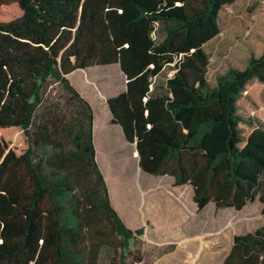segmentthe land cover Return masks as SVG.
Instances as JSON below:
<instances>
[{"label": "trees", "instance_id": "16d2710c", "mask_svg": "<svg viewBox=\"0 0 264 264\" xmlns=\"http://www.w3.org/2000/svg\"><path fill=\"white\" fill-rule=\"evenodd\" d=\"M235 1L0 0V264H100L105 245L112 264L144 261L145 229L113 206L93 106L69 79L93 66L127 76L107 103L142 171L190 184L198 210L259 196L264 214V127L237 106L250 80L264 83V48L214 83L205 49ZM241 123L254 126L247 137ZM223 264H264V225L235 234Z\"/></svg>", "mask_w": 264, "mask_h": 264}, {"label": "rangeland", "instance_id": "374dc122", "mask_svg": "<svg viewBox=\"0 0 264 264\" xmlns=\"http://www.w3.org/2000/svg\"><path fill=\"white\" fill-rule=\"evenodd\" d=\"M219 21L220 34L205 45L206 51L211 56L209 76L213 83L217 76L223 74L230 66L245 68L251 53L256 55L262 53L264 0H236L233 4L223 7ZM117 68L116 66L99 70L107 78L111 76L114 78L120 74ZM90 74H86L85 71L76 72L72 83L87 93L94 105L98 124L97 143L103 150L101 154L107 166L110 186L117 190L120 200L133 219L140 214L137 210L141 202L139 188H147L154 180L158 185L157 188L160 189L158 194L153 196V201L157 205L149 211L158 227L148 235L146 229L140 237L143 239L141 245L145 254L142 264L150 261L153 262L152 264H222L235 234L251 232L264 225L263 203L259 196L242 210L233 207H216L214 202L198 210L193 200V187L185 184L181 193L183 203L178 202L169 192L173 184L168 182L171 180L168 175L154 176L143 173L139 168L135 144L126 141L119 125L108 122V112L103 106L106 92L101 93L100 83ZM109 82L108 91H116L117 81L111 78ZM83 84L88 87L87 90H83ZM237 106L239 114L245 118H253L256 124L264 127V83L257 78L250 80L239 97ZM241 128L244 137H247L254 126L241 123ZM5 135L18 149L25 147L23 138L16 130H11ZM243 145L244 142L241 143V146ZM177 190L180 194V190ZM146 204L147 199L143 204L144 207ZM172 216L183 220V239L174 237L166 239L170 235L169 221ZM159 237L162 238L158 239ZM171 244L175 245V249L171 252H163V249ZM138 245L133 241L131 243L133 249ZM113 255L112 246H103L99 256L100 264H112Z\"/></svg>", "mask_w": 264, "mask_h": 264}, {"label": "crops", "instance_id": "0c3cea01", "mask_svg": "<svg viewBox=\"0 0 264 264\" xmlns=\"http://www.w3.org/2000/svg\"><path fill=\"white\" fill-rule=\"evenodd\" d=\"M212 41V40H211ZM118 67L117 69L119 70L120 74H118L117 76H115L113 78V76H111L112 80H116L117 81V89L116 91H112V90H109V86H110V82L109 80L111 79L110 77L107 78L106 76L102 75L101 71L99 70L100 68L103 69V68H107V67ZM97 69V70H93V69ZM84 72L86 74H90L92 78H94L95 80H98V82L100 83V90H101V93H105V100H104V104L103 106L106 107V110L108 112V122L112 125H117V124H113L111 122V119H112V116L110 114V111H109V107H108V103H107V100L110 98V97H113V96H116L118 95L119 93L125 91L127 89V83H128V79H127V76L124 74V72L121 70L119 64H112V65H107V66H93V67H90V68H87L85 70H78V71H75L73 73H71L69 75V79L71 80V82H73V75L76 73V72ZM172 73V72H171ZM102 75V76H100ZM109 79V80H108ZM88 81V80H87ZM85 84H83L82 86H84ZM77 88V87H76ZM81 94L89 100V102L91 103V105L93 106V109H94V115H95V108H94V105L91 101V99L87 96V93H84L80 88H77ZM87 90L88 87L84 86L83 90ZM112 89V88H111ZM107 90V91H105ZM120 126V125H119ZM122 130V129H121ZM97 133H98V124H97V119H96V115H95V118H94V144H95V148H96V158H97V161L100 165V168L105 176V179L107 181V184H108V187H109V193H110V198H111V202L113 204V206L115 207V209L118 211V213L120 214V216L122 217V219L124 220V222L132 229H137V228H141V227H144L145 231L146 229L148 230L147 232V235L150 233H152V231L158 227L157 225V222L155 221V218L153 216H151V214H149V211L154 207V205H157L156 203H154V197L155 195H157L158 191L160 190L159 188H157V184H155L154 180H152V184L149 185L147 188H139L140 190V200L141 202L138 204L137 206V210H139V217H135V219H133L130 214H129V211L127 209V207L125 208L124 204L122 203V201L120 200V195L119 193L117 192V190H115L112 186H110V180H109V177H108V170H107V166L104 162V159H103V155L101 154V151L102 150V147L99 148L98 146V143H97ZM122 133H123V130H122ZM103 156V157H102ZM138 165H139V158H138ZM142 170V169H141ZM143 173H146L144 171H142ZM149 174V173H147ZM153 175V174H151ZM164 175H168V174H164ZM154 176H157V175H154ZM160 176V175H159ZM170 177V181H168L170 184H173V188L169 190V192L174 196V198L178 201V202H181L183 203V195L181 194L183 192V188L182 186L183 185H175L174 184V181H175V178L174 176L172 175H168ZM153 182H154V185H153ZM161 188V187H160ZM180 190V194H178V190ZM166 190H168L166 188ZM154 196V197H153ZM128 198V197H127ZM147 199V204H146V209L144 207V202L146 201ZM129 203H130V200H129ZM156 207V206H155ZM171 220L169 221L170 222V227H169V230H170V235L166 238V239H171V238H181L183 239V220L182 219H175L174 216H172L170 218ZM145 227H148V228H145ZM153 235V234H152ZM235 236V235H234ZM234 236H233V240H234ZM156 238V237H155ZM162 237H159L158 239H160ZM233 240H232V243L229 247V249L227 250L225 256H224V259H223V262L225 260V258L227 257V255L230 253L231 251V248H232V245H233ZM183 245V243H182ZM179 246L177 245L176 248H178ZM222 262V264H223Z\"/></svg>", "mask_w": 264, "mask_h": 264}, {"label": "water", "instance_id": "95a60500", "mask_svg": "<svg viewBox=\"0 0 264 264\" xmlns=\"http://www.w3.org/2000/svg\"><path fill=\"white\" fill-rule=\"evenodd\" d=\"M108 107H109V105H108ZM109 111H110V109H109ZM110 114H111V116L113 117V114H112L111 111H110ZM120 128L122 129L121 126H120ZM122 130H123V129H122ZM123 135H124L126 141H127L129 144H135V148H136V151H137V155L139 156V151H138V148H137V142H136V141H135V142H130V141H128L127 138H126V136H125V134H124V132H123ZM139 168L142 169L140 165H139Z\"/></svg>", "mask_w": 264, "mask_h": 264}]
</instances>
